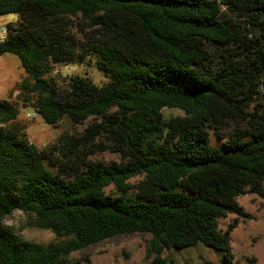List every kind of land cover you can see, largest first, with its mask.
<instances>
[{"label": "trees", "instance_id": "16d2710c", "mask_svg": "<svg viewBox=\"0 0 264 264\" xmlns=\"http://www.w3.org/2000/svg\"><path fill=\"white\" fill-rule=\"evenodd\" d=\"M13 13L0 57L21 61L24 106L53 127L103 120L63 134L51 153L0 99V220L18 209L28 227L63 239L41 244L0 224V264H69L136 233L152 236L151 264L199 247L234 264L235 224L223 232L219 220L242 214L247 188L264 197V0H0V16ZM64 63L93 64L106 81L59 86L47 76ZM104 151L122 161L90 160Z\"/></svg>", "mask_w": 264, "mask_h": 264}, {"label": "rangeland", "instance_id": "374dc122", "mask_svg": "<svg viewBox=\"0 0 264 264\" xmlns=\"http://www.w3.org/2000/svg\"><path fill=\"white\" fill-rule=\"evenodd\" d=\"M222 2V0H219ZM9 15L0 16V30L7 24L16 22ZM68 27L76 32L74 27H78V21L69 19ZM0 67H8L11 71V83L9 89L0 95L9 99L21 110V114L16 122L17 126L25 131L30 141L39 149L54 153L58 139L66 133L71 135L81 134L88 123H100L103 119L90 120L85 125H75L69 119H64L58 127L48 125L41 117L28 119L27 113L33 112L31 108L24 106V98L17 88L25 78L26 73L21 65L20 59L13 54H6L0 57ZM3 71V75L9 74ZM75 76L87 77L97 85H102L106 78L95 65L85 63L83 65L59 64L54 71L48 74L49 79L55 80L59 86H66L70 78ZM166 117L180 115L178 110L166 109ZM98 138L96 142L100 141ZM56 154V153H55ZM56 156H59L56 154ZM93 162H104L108 165L121 162L120 154L113 151L97 152L90 156ZM141 180L140 177L130 181V194L136 193V185ZM107 194H118L116 189H107ZM242 214H228L219 220L220 229L226 232L231 224L235 228L231 233V251L234 264H264V197L254 193L247 188L246 193L237 198ZM14 219V226L11 227L23 238L41 244L58 243L62 238H58L52 231L28 227L27 217L21 212L19 216H9ZM152 236L149 234L136 233L131 235H120L106 240L98 245L90 246L81 251L75 252L68 258L69 264H151L153 257L149 255V247ZM163 257L173 260L175 264H197L201 259L214 261L222 264L224 254L211 248L199 247L184 250H165Z\"/></svg>", "mask_w": 264, "mask_h": 264}, {"label": "clouds", "instance_id": "9594fccd", "mask_svg": "<svg viewBox=\"0 0 264 264\" xmlns=\"http://www.w3.org/2000/svg\"><path fill=\"white\" fill-rule=\"evenodd\" d=\"M11 18L13 20H19V14L18 13H13L10 14ZM6 32L0 31V42H3L6 39ZM181 116H183V113H180ZM21 214L20 210L18 209H14L13 213L11 214V216H19ZM14 219L10 218L9 215H5V217L0 220V224H3L4 227L6 228H10L14 226Z\"/></svg>", "mask_w": 264, "mask_h": 264}, {"label": "crops", "instance_id": "0c3cea01", "mask_svg": "<svg viewBox=\"0 0 264 264\" xmlns=\"http://www.w3.org/2000/svg\"><path fill=\"white\" fill-rule=\"evenodd\" d=\"M5 56V55H4ZM8 67H0V95L7 89H9L10 83L12 81L11 79V71L8 73ZM3 71H5V74L8 73L9 76L3 75ZM0 99H6L4 97H0Z\"/></svg>", "mask_w": 264, "mask_h": 264}, {"label": "built area", "instance_id": "2783aa9c", "mask_svg": "<svg viewBox=\"0 0 264 264\" xmlns=\"http://www.w3.org/2000/svg\"><path fill=\"white\" fill-rule=\"evenodd\" d=\"M0 31H3V32H6V34L8 35V28L7 26L6 27H3ZM7 37V36H6ZM5 41V40H4ZM38 116V114L36 113V111H33V112H29L27 113L26 117L28 119H35L36 117Z\"/></svg>", "mask_w": 264, "mask_h": 264}]
</instances>
